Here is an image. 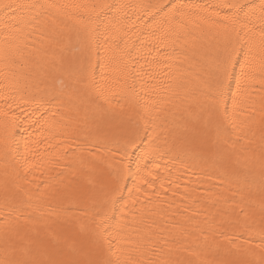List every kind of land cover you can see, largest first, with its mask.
Returning <instances> with one entry per match:
<instances>
[{
    "label": "bare ground",
    "instance_id": "obj_1",
    "mask_svg": "<svg viewBox=\"0 0 264 264\" xmlns=\"http://www.w3.org/2000/svg\"><path fill=\"white\" fill-rule=\"evenodd\" d=\"M91 2L116 4L113 11L122 22L117 39L109 37L105 43L101 38L99 49L93 46L91 51L77 41L72 21H64L67 27L63 29L56 28L50 19H35L43 9H29L33 4ZM169 2L0 0V97H7L0 99V107L7 113L0 120L15 117L18 125H0V193L5 181L18 185L22 190L20 199L32 206L19 219L13 216L10 243L65 252L72 248L77 252L93 251L95 224L91 218L95 205L91 193L106 185L123 166V153L127 150L130 160L141 166L148 163L154 172L168 178L166 186L170 190L162 203H156L162 197L152 196L151 204L145 203L146 194L134 192L139 199L133 202L125 191L127 207L124 202L118 205L121 210L115 212V219L108 226L109 239L115 236L122 241V247H131L128 241L137 239L138 229L152 233L154 238H181L183 231H189L195 234L189 242L205 248L209 259L258 264L264 257L257 234L258 204L264 194L258 174V159L264 152L262 85L254 82L250 101L239 117L249 122V128L246 138L236 141L237 149L248 151L239 153V164L234 162L235 157L231 161L217 158L206 147L216 132L213 125L206 123L209 108L202 95L200 77L207 78L210 67L204 69L201 65H211L207 57L214 54L219 38L196 32L194 35L199 38L195 48L191 43L161 42L160 18L153 20L155 10L146 6ZM176 2L207 5L252 0ZM228 12V8L222 10ZM200 15L206 13L199 12ZM194 20L199 23L198 18ZM204 31H208L206 27ZM153 32L157 36H152ZM255 39L258 41L259 36ZM185 51L204 55H197L190 63L182 55ZM125 52L131 55L125 57ZM256 54L259 55L258 46ZM181 61L183 64L177 68ZM93 77L109 88L110 104L88 87ZM81 79L84 83L77 82ZM146 101L158 109L147 123L140 120L141 106ZM131 137L137 142L126 149ZM145 150L150 153L147 159L142 158ZM249 155L256 157V167L245 166L244 158ZM132 166L135 169V163ZM126 183L132 187L130 180ZM73 191L79 196L73 197ZM241 194L254 201L256 215L247 221L252 230L221 228V211L229 210L225 200L239 201ZM52 206L71 211L57 218L48 214ZM29 214L32 219H25ZM3 215L0 211V220ZM4 229L0 223V257L6 246ZM201 230L207 239L200 235ZM217 251L219 257L212 254Z\"/></svg>",
    "mask_w": 264,
    "mask_h": 264
},
{
    "label": "snow or ice",
    "instance_id": "obj_2",
    "mask_svg": "<svg viewBox=\"0 0 264 264\" xmlns=\"http://www.w3.org/2000/svg\"><path fill=\"white\" fill-rule=\"evenodd\" d=\"M117 7L112 3L91 2L64 5L33 4L29 6V9H43L44 11L40 12L35 19L37 21L44 18L50 19L56 28L63 29L67 27L64 21H72L77 41L82 42L85 48L91 51L93 46L99 49L101 38L106 43L109 37L115 40L121 33V19L113 11ZM146 7L149 10H155L153 20L160 18L159 39L161 42L171 40L174 43H191L195 48V41L199 38L194 35L196 32H199L201 36L211 35L219 38L214 54L207 57L211 60V65H201L204 69L210 67L207 78L201 76L200 79L204 89L202 95L206 98L209 108V119L206 123L213 125L216 132L215 138L206 147L217 158L231 161L235 157L234 162L239 164L242 159L239 153L248 150L244 148L238 150L236 141L246 138L249 128V122L242 121L239 117L250 101V90L254 82L259 81L262 85L260 91L264 92V0H259L258 3L252 0L251 3H209L207 5L177 3L176 0H170L167 4ZM224 8L230 9V12L222 13ZM48 9H54L55 12H49ZM186 9L196 11H185ZM199 12H204L206 15L198 16ZM214 17L218 18L214 19ZM194 18H198L199 23H196ZM165 24L167 27H164ZM205 27L207 32L204 31ZM151 35L157 36V32ZM256 36H259L258 41L255 39ZM257 46L259 55L256 54ZM128 55L131 53H124L125 57ZM182 55L191 63L197 55L204 54L196 51L189 54L185 51ZM182 64L183 61L176 67L180 68ZM77 82L84 83V80ZM88 87L104 103H111V93L107 86L98 84L93 77ZM0 99L7 100V97H0ZM261 99L264 102V97ZM141 107L143 115H140V120L145 123L152 119V113L158 110L147 101ZM6 115L3 107H0V116ZM197 119L201 117L198 116ZM0 125L5 128L18 127L15 117L11 116L8 121L0 120ZM238 133L240 135H237ZM233 136L236 139H231ZM56 138L53 137V139ZM136 142L135 137L128 138L126 149L134 146ZM54 147H60V145ZM149 155L150 153L145 150L142 158L147 159ZM123 156L126 158L123 166L110 176L106 185L91 193L90 199L95 205L91 218V223L95 224V229L92 230L95 248L90 252H77L75 248L68 252L42 247L29 248L10 243L8 234L13 231L10 224L13 216L19 219L20 215L32 206L20 199L19 193L22 190L18 185H10L8 181H5L0 193L2 196L0 211L4 213L0 223L5 226L6 246L3 256L0 257V264H249L248 261L239 262L227 258L209 259L205 248L189 242L195 238V234L189 231H183L181 238L171 236L154 238L152 233L138 229L136 230L137 239L128 241L131 247H122V241L117 240L115 236L109 239L108 226L115 219V212L121 210L118 205L124 202L127 207L125 191L128 193V200L135 202L139 197H134L133 193H141L148 196L145 203L151 204L152 196L162 197L161 200L156 201V203H162L170 190L166 186V183L170 182L168 178L159 172H154L149 168L148 163L141 166L140 163L130 160L127 150L124 151ZM244 159L246 167H256L253 164L256 160L254 155ZM133 163H135V169H133ZM42 165L43 162H41ZM258 174L262 192H264V152L258 159ZM128 180L132 183L131 188L127 187ZM149 189L152 191L149 192ZM72 195L76 197L79 193L73 191ZM225 204L229 206V210L221 211L223 217L221 228L243 227L252 230L247 221L256 215V208L253 207L254 201L250 197L246 200L241 194L239 201L226 199ZM236 208L239 211H236ZM258 208L259 231L257 234L260 236L258 247L264 250V194L261 195ZM70 211L63 207L52 206L49 207L48 214L59 218L66 216ZM241 217L245 218L243 222ZM25 219H32V216L29 214ZM144 220L145 217L142 216L141 223H144ZM200 235H205L202 230ZM205 239H207L206 235ZM212 254L219 257V251ZM258 264H264V257L260 258Z\"/></svg>",
    "mask_w": 264,
    "mask_h": 264
}]
</instances>
